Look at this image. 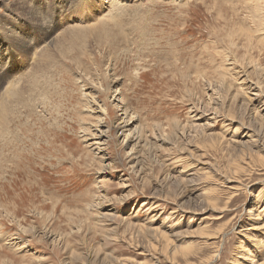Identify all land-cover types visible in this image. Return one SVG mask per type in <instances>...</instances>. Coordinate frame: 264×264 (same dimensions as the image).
I'll use <instances>...</instances> for the list:
<instances>
[{
	"label": "rangeland",
	"instance_id": "374dc122",
	"mask_svg": "<svg viewBox=\"0 0 264 264\" xmlns=\"http://www.w3.org/2000/svg\"><path fill=\"white\" fill-rule=\"evenodd\" d=\"M6 1L0 103L21 108L0 109V264L263 263L264 0ZM17 2L34 17L6 20ZM74 29L88 46L45 74Z\"/></svg>",
	"mask_w": 264,
	"mask_h": 264
},
{
	"label": "bare ground",
	"instance_id": "6f19581e",
	"mask_svg": "<svg viewBox=\"0 0 264 264\" xmlns=\"http://www.w3.org/2000/svg\"><path fill=\"white\" fill-rule=\"evenodd\" d=\"M3 1H6V0H3ZM98 1V0H97ZM139 1V2H138ZM169 1H171L172 3H177V4H179V3H181L182 1L181 0H169ZM7 2V1H6ZM68 2V1H67ZM145 2L146 3H153L154 1L153 0H137V2H135L134 1V3H133V0H108V3H109V5H108V7L110 8V10L111 9H113L114 7V10H117L118 12H116V13H119V11H123V9H127V8H125L126 6H128L129 4H131V3H133V4H137L136 5V7H138V9L139 8H142V7H144L145 6ZM81 5H82V2H81ZM30 7V6H29ZM27 5H24V3L23 2H17V4H13L11 7H9V10H8V12H7V17H4V18H6V20H8L9 18H11L13 15L12 14H10L9 12H13V13H16L17 15L18 14H21V15H23V17H25V18H27L28 17V15H29V17L31 16V17H34V13L32 12L33 10L31 9V8H29ZM82 7H84L85 8V6H83L82 5ZM74 9H75V7H74ZM107 9V8H106ZM101 10H103V8L101 9ZM100 10V11H101ZM104 11V10H103ZM109 11V10H108ZM20 12V13H19ZM35 12V11H34ZM75 12H77V9H75ZM108 13V12H107ZM115 13V12H114ZM101 14V13H100ZM99 14V15H100ZM99 15H94L95 16V18L97 17V16H99ZM102 15V14H101ZM100 15V16H101ZM104 15V14H103ZM102 15V16H103ZM105 16V15H104ZM97 18H99V17H97ZM79 19V18H78ZM103 17H102V19H98L100 22H104L103 21ZM35 21H37L38 20V18L36 17L35 19H34ZM33 20V21H34ZM93 20V19H92ZM95 20V19H94ZM102 20V21H101ZM105 20V19H104ZM81 21V20H80ZM79 21V22H80ZM86 21V20H85ZM97 21V20H96ZM43 22V21H42ZM77 22H78V20L76 21V20H73L72 21V19H70V21L67 23V27L66 28H71V29H73L72 27L74 26L73 25V23L74 24H77ZM99 22V23H100ZM38 23V22H37ZM42 25V24H41ZM47 25V24H46ZM79 25V24H78ZM80 25H82V24H80ZM90 24H88L87 26H89ZM103 25H104V23H103ZM2 26H4V25H2ZM93 26V25H92ZM105 26V25H104ZM107 26V25H106ZM43 27V26H42ZM74 27H76V26H74ZM4 28V27H3ZM44 28V27H43ZM79 28V27H78ZM90 28V27H89ZM88 28V29H89ZM101 29L103 28V27H100ZM105 28V27H104ZM96 29H98L99 30V28H97L96 27ZM100 29V30H101ZM50 30V29H49ZM85 29H74V30H70V31H64V32H62V33H60V35H58V38L59 39H56V40H58L57 42H55L54 43V45H55V49H53L54 51H48L47 49L48 48H45V50H47L46 52L44 51V50H42L43 51V53H42V55L40 56L42 59H44L43 61H47L46 62V64H43V66H44V68H47L46 70H45V74H47L51 69H54V68H56L57 66H58V59H60L62 56H64L63 54H65V49H69V48H72V47H74V45L76 44V39L77 40H81V42H83L84 43V45L86 46H88V42L90 41L88 38V36H86L87 34H90L89 32H85L84 31ZM90 30V29H89ZM88 30V31H89ZM93 31H94V29H93ZM103 32V34H104V31H102ZM101 33V32H100ZM106 33V32H105ZM85 36V37H84ZM13 37H15V36H13ZM88 37V38H87ZM57 38V37H56ZM15 40H16V43L19 45L20 43H18V41L19 42H21V40H22V38H18L17 36L14 38ZM126 40V39H125ZM23 42V41H22ZM21 42V43H22ZM53 42V41H52ZM11 43V42H10ZM101 43V42H100ZM14 44V43H13ZM21 45H23V44H21ZM97 45V44H96ZM50 46V45H49ZM15 47V46H14ZM25 47V46H24ZM48 47V46H47ZM104 47V46H103ZM18 48V47H17ZM98 47H96L95 49H96V52L98 53V55L100 56V57H102V59L104 58V56H103V54H101L99 51H102V49H97ZM38 49V48H37ZM44 49V48H43ZM40 50V49H39ZM40 50V51H41ZM86 51V49H84V51H82V52H85ZM58 55H59V58H58ZM38 56V55H37ZM36 56V57H37ZM58 58V59H57ZM38 58H36V60H37ZM42 59H41V61H42ZM104 59H106V57L104 58ZM34 60H35V58H34ZM61 60V59H60ZM91 60H92V64H93V66H96V60L93 58V54L91 53ZM43 61H42V63H43ZM106 62H109V59H107L106 60ZM35 63V62H34ZM37 64V70L39 71V72H41L42 73V71L44 72V68L41 66V64H38L39 63V61L38 62H36ZM45 63V62H44ZM106 65H108V64H106ZM45 66H47V67H45ZM60 66V65H59ZM230 67H231V65H230ZM36 68V67H35ZM235 70V69H234ZM34 72H36V70H34ZM50 72H52V71H50ZM31 72H28V74H30ZM81 73L82 74H77V79H78V82H80V83H82V84H84L85 83V79H86V75L87 74H89V72H83V71H81ZM34 74V73H33ZM39 74V73H38ZM44 74V75H45ZM30 75H32V74H30ZM34 75H36V73L34 74ZM51 75V74H50ZM33 76V75H32ZM25 78V77H24ZM47 78V77H46ZM42 79H45V78H42ZM26 80V79H25ZM99 80V79H98ZM27 81V80H26ZM30 81V80H29ZM33 81H34V79H33ZM115 82H119L118 80L117 81H115ZM258 82V81H257ZM30 83V82H29ZM101 84V83H100ZM253 87V86H252ZM18 89H19V87H17ZM256 90V89H255ZM116 91H118L117 89L115 90V92ZM4 94V93H3ZM19 91L18 92H15V91H13L12 89L9 91V94L7 93V96H6V101L4 102V103H0V109H2L1 110V112H2V114H3V112H6L7 110L9 111L10 110V107H12V106H19V104H20V101L18 102V100H19ZM120 94V93H119ZM257 94V93H256ZM1 96V95H0ZM1 98V97H0ZM22 98V97H21ZM13 100V102H11ZM91 102L93 101V99H91L90 100ZM116 105H117V107H118V109H119V111L121 112V115H123L124 116V118L123 119H127V120H123L121 123H119L118 125H117V130L119 131V132H121V134L122 133H124L125 132V130L127 129V128H129L131 125H132V123H133V120H132V117H130L129 115H131V114H129V111H128V108L127 107H125V103H124V101H123V99L121 98V97H118V100H117V102H116ZM122 105V106H121ZM20 107V106H19ZM18 107V108H19ZM21 108V107H20ZM96 109H100L99 110V113H100V115L102 114L103 115V111H101V107L99 108V106H96ZM18 111V110H17ZM20 111V110H19ZM13 112V111H12ZM12 112H11V110H10V113L12 114ZM17 113V112H16ZM19 113V112H18ZM10 115V114H9ZM13 116V115H12ZM19 116V115H18ZM21 116V115H20ZM195 117V116H194ZM1 119V118H0ZM16 119H17V117H16ZM9 120H10V118H9ZM18 120V119H17ZM1 121V120H0ZM5 122V121H4ZM3 123V122H2ZM1 123V124H2ZM7 123V122H6ZM98 123H100V121H98ZM2 126V125H1ZM0 126V127H1ZM3 128V127H2ZM2 130V129H1ZM129 133H131V132H129ZM94 135H96V134H94ZM103 137V133L101 132L100 134H99V137L97 138V140L92 144V145H96V146H100V145H102L103 143L101 142V138ZM128 136H126V139H128L127 138ZM132 139V138H131ZM128 140H130V139H128ZM139 140H140V137H135V139H133V141H135V144H133L134 146L137 144V142L136 141H138L139 142ZM105 141V140H104ZM130 141H132V140H130ZM132 145V146H133ZM139 145V144H138ZM90 146V145H89ZM96 149H97V147H95ZM98 150V149H97ZM135 150V149H134ZM129 152H131V151H129ZM264 211V209H260L259 210V213L261 214L262 212ZM260 229H264V226H263V228H260ZM261 264H264V262L263 263H261Z\"/></svg>",
	"mask_w": 264,
	"mask_h": 264
},
{
	"label": "snow or ice",
	"instance_id": "6c2138e0",
	"mask_svg": "<svg viewBox=\"0 0 264 264\" xmlns=\"http://www.w3.org/2000/svg\"><path fill=\"white\" fill-rule=\"evenodd\" d=\"M0 38H2V37H0Z\"/></svg>",
	"mask_w": 264,
	"mask_h": 264
}]
</instances>
